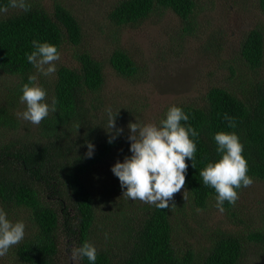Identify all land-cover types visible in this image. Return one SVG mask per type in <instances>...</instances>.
Here are the masks:
<instances>
[{
    "label": "trees",
    "instance_id": "obj_1",
    "mask_svg": "<svg viewBox=\"0 0 264 264\" xmlns=\"http://www.w3.org/2000/svg\"><path fill=\"white\" fill-rule=\"evenodd\" d=\"M201 1L117 0L108 19L118 31L156 11H171L192 24L191 17ZM259 1L264 10V0ZM29 4L28 12L9 7L0 15V77H14L19 90L35 71L25 56L34 50L32 40L47 41L60 51L65 42L78 45L82 37L80 21L63 5H54L50 14L38 3ZM7 5L8 0H0V7ZM238 54L253 72L264 68V27H253L244 35ZM107 62L121 77L132 78L139 70L138 63L120 47L112 50ZM77 63L75 67H57L47 101L50 104L55 99L56 111L49 112L39 125L19 120V97L0 99V207L13 222L25 223L24 238L3 257L12 264H89L87 258L71 255L87 240L97 249L95 264H249L253 260H248L245 249L253 244L262 249L254 264H264V210L260 216L263 226L257 231L217 229L205 233V245L197 250L192 242L183 245L173 233L172 218L182 211L183 200L177 198V209L171 201L164 209L148 203L138 205L139 200L128 201L122 196L114 174L106 178L98 173L122 141L118 136L113 143L107 142V114L98 103L105 78L103 63L89 52L77 53ZM175 105L189 115L187 123L199 133L192 138L196 142L195 168L185 160L188 168L182 187L188 190L191 217L196 214L193 208L215 205L216 193L203 184L199 171L207 162L219 159L213 140L216 132L238 135L247 174L264 186L263 79L254 84L246 79L238 86L213 84L200 103ZM124 113H117L118 127L127 122ZM225 114L235 119V128L228 127ZM86 142L95 145L91 158L85 155ZM242 189H237L238 195ZM100 191L104 195L120 193V200L128 202L106 208L113 203L103 201ZM224 208L233 224L244 223L239 206L225 202Z\"/></svg>",
    "mask_w": 264,
    "mask_h": 264
},
{
    "label": "rangeland",
    "instance_id": "obj_2",
    "mask_svg": "<svg viewBox=\"0 0 264 264\" xmlns=\"http://www.w3.org/2000/svg\"><path fill=\"white\" fill-rule=\"evenodd\" d=\"M116 1L28 0V3H38L50 14L58 3L75 15L81 24V41L78 45L68 42L62 44L56 67L60 64L75 67L78 64L77 53L89 52L103 63L105 78L99 95L100 108L105 111L111 108L121 115L125 112L127 122L121 127L124 129L120 135L122 142L112 157L99 167L98 173L106 178H113L110 169L118 159L122 162L125 155H130L126 139L129 121L135 122L137 118L159 124L170 105L180 102L200 103L213 84L232 83L238 86L246 79L251 84L264 80V68L253 72L238 58V48L244 35L253 27H264V10L260 8L262 2L259 0H202L191 17L192 24L179 19L171 11L162 14L156 11L142 22L123 26L118 31L108 19V13ZM3 14L0 12V15ZM116 47L123 48L138 63L139 70L134 77H121L108 65L107 58ZM33 74L37 75V82L45 89L47 102L51 93L50 84L56 74L45 77L36 73V70ZM21 94L14 77H0V99L8 101ZM17 105L16 114L25 109L20 99ZM19 120L25 123L21 118ZM96 176L99 177L97 173ZM98 193L103 201L113 203L107 204L106 208L115 209L119 202L125 205L132 201L120 200V193ZM177 198L183 200V209L172 218L173 233L183 245L191 246L192 242L197 250L205 245V233L232 228H238L240 233H248L263 226L260 216L264 210V186L259 181L253 180L249 187L240 191L233 206H239V217L244 223L237 221L236 225L225 212H219L214 204L200 212L193 208L196 214L191 217L189 196L183 188L173 194L171 202L175 209L179 207ZM136 202L139 204L133 205L146 204L140 200ZM245 251L248 260H253L249 264H254L262 253V249L253 244L246 246ZM10 263L11 259L9 261L6 257H0V264Z\"/></svg>",
    "mask_w": 264,
    "mask_h": 264
},
{
    "label": "clouds",
    "instance_id": "obj_3",
    "mask_svg": "<svg viewBox=\"0 0 264 264\" xmlns=\"http://www.w3.org/2000/svg\"><path fill=\"white\" fill-rule=\"evenodd\" d=\"M9 7L28 12L31 6L28 0H8V5L0 7V12H6ZM31 44L34 50L30 54L25 53L26 60L39 75L47 77L54 74L57 71L55 62L60 59L56 45L36 39ZM20 91L22 94L19 99L25 109L17 113V116L22 120L39 125L49 112L56 111L55 99L50 104L46 102V91L37 82V75L30 74L28 82L22 84ZM117 113L113 114L111 108L106 109L109 144L124 131L116 125ZM224 119L229 128L236 127L233 117L225 114ZM188 121L189 115L173 104L168 107L159 124L143 122L137 118L135 122H128L126 139L129 142L130 155H125L122 162L118 159L110 169L119 180L122 196L160 209L169 207L173 194L180 191L185 184L188 168L185 160L191 161V166L195 168L193 160L196 142L192 138L199 133ZM213 140L219 159L207 162L200 169L199 176L205 186L214 189L215 207L223 213L225 202L234 205L239 198L237 189L249 187L253 179L247 174V161L242 154L243 144L234 131L216 132ZM86 148L85 155L91 158L95 145L86 142ZM196 211L200 212L201 209L197 208ZM24 235L25 223L22 220L13 222L0 207V257L6 255ZM71 255L74 258H87L89 264H95L97 249L94 244L85 240L72 250Z\"/></svg>",
    "mask_w": 264,
    "mask_h": 264
}]
</instances>
